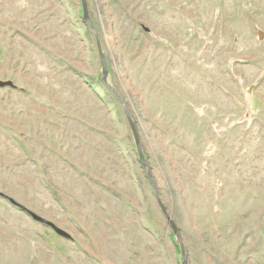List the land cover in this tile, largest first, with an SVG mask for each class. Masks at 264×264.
Wrapping results in <instances>:
<instances>
[{
  "label": "rangeland",
  "instance_id": "1",
  "mask_svg": "<svg viewBox=\"0 0 264 264\" xmlns=\"http://www.w3.org/2000/svg\"><path fill=\"white\" fill-rule=\"evenodd\" d=\"M84 2L0 0V264H264V0Z\"/></svg>",
  "mask_w": 264,
  "mask_h": 264
},
{
  "label": "water",
  "instance_id": "2",
  "mask_svg": "<svg viewBox=\"0 0 264 264\" xmlns=\"http://www.w3.org/2000/svg\"><path fill=\"white\" fill-rule=\"evenodd\" d=\"M81 2V5H82V12H83V18H84V21L85 23L89 26V20H88V16H87V11H86V7H85V2L84 0H80ZM96 43H97V49H98V55H99V62H100V66H101V69H102V76L104 77L106 75V63H105V59H104V55L99 47V43L98 41L96 40ZM4 84L0 83V87H3ZM127 121H128V125L130 127V130H131V133L134 137V142H135V145H136V151H137V156H138V160H139V163L141 166H144V163H145V160L143 158V154H142V151H141V147H140V144H139V139H138V136H137V133H136V130H135V125L133 123V121L130 119L129 116H127ZM155 195V199H156V202L158 204V206L160 207L161 211L163 214H165V208L163 207L162 203L160 202L159 200V197L157 195V193L155 192L154 193ZM32 218L34 220H37V221H40L48 226H50L51 228L54 229V231L65 237V233L61 232L60 230L54 228L50 223L46 222V221H43L42 219H39L38 217L34 216V215H31ZM167 220H168V223L170 225V228L171 230L174 232V233H177V229L175 227V225L172 223V221L166 216ZM179 248H180V253H181V261L182 263H185L187 260H186V255H185V251L183 249V246L181 245V243H179Z\"/></svg>",
  "mask_w": 264,
  "mask_h": 264
},
{
  "label": "trees",
  "instance_id": "3",
  "mask_svg": "<svg viewBox=\"0 0 264 264\" xmlns=\"http://www.w3.org/2000/svg\"><path fill=\"white\" fill-rule=\"evenodd\" d=\"M117 99H118V98H117ZM142 169H143L144 174H145V176L147 177V179H148V180H151V177H150V175H149V173H148V170L146 169V166H145V165L142 166Z\"/></svg>",
  "mask_w": 264,
  "mask_h": 264
}]
</instances>
